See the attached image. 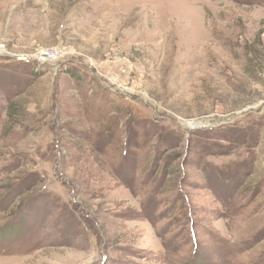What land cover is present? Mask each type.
Masks as SVG:
<instances>
[{
  "label": "rangeland",
  "instance_id": "rangeland-1",
  "mask_svg": "<svg viewBox=\"0 0 264 264\" xmlns=\"http://www.w3.org/2000/svg\"><path fill=\"white\" fill-rule=\"evenodd\" d=\"M0 264H264V0H0Z\"/></svg>",
  "mask_w": 264,
  "mask_h": 264
},
{
  "label": "water",
  "instance_id": "water-1",
  "mask_svg": "<svg viewBox=\"0 0 264 264\" xmlns=\"http://www.w3.org/2000/svg\"><path fill=\"white\" fill-rule=\"evenodd\" d=\"M238 116H235V117H233L231 120H229V121H227L228 123L229 122H231V121H233L234 119H236ZM221 124V123H223V120H219V121H217V122H215V123H213L214 125H217V124Z\"/></svg>",
  "mask_w": 264,
  "mask_h": 264
},
{
  "label": "bare ground",
  "instance_id": "bare-ground-1",
  "mask_svg": "<svg viewBox=\"0 0 264 264\" xmlns=\"http://www.w3.org/2000/svg\"><path fill=\"white\" fill-rule=\"evenodd\" d=\"M210 124V123H209ZM197 126V125H196Z\"/></svg>",
  "mask_w": 264,
  "mask_h": 264
},
{
  "label": "built area",
  "instance_id": "built-area-1",
  "mask_svg": "<svg viewBox=\"0 0 264 264\" xmlns=\"http://www.w3.org/2000/svg\"><path fill=\"white\" fill-rule=\"evenodd\" d=\"M22 59V58H21Z\"/></svg>",
  "mask_w": 264,
  "mask_h": 264
}]
</instances>
